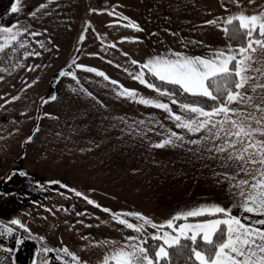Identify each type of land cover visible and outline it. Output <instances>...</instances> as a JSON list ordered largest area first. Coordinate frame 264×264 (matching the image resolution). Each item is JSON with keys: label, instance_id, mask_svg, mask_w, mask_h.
<instances>
[{"label": "crops", "instance_id": "1", "mask_svg": "<svg viewBox=\"0 0 264 264\" xmlns=\"http://www.w3.org/2000/svg\"><path fill=\"white\" fill-rule=\"evenodd\" d=\"M6 1L0 0V6ZM41 4L46 7L40 9ZM239 5L227 7L222 0H19L12 26L41 35L25 33L18 37L25 48L16 42L0 54V68L6 70L0 72V224L14 230L0 236V264H35L41 243L53 249L45 252L42 264H75L58 250L66 247L75 254L73 250L85 243L88 228L98 218L71 221L68 214L54 213V190L76 192L77 187H85L89 193L99 192L140 208L144 207L139 203H152L147 214L165 224L201 206L232 207L237 199L233 182L217 175L231 169L221 168L218 160L208 158L197 145L177 142L180 146L152 147L171 131L186 141L199 136L177 128L161 109L117 96V86L110 81L139 96L168 103L173 112L185 115L179 105L133 76L143 71L144 79L151 82L140 66L156 56L207 57L214 50L238 48L222 31L228 27L224 20L240 11L246 15L264 12V0H241ZM213 20L216 25L207 23ZM0 28L5 26L0 23ZM28 52L39 55L26 56ZM78 65L102 72L109 80ZM61 71L74 74L79 83L71 75L61 76ZM52 95L55 101L43 103ZM29 136L31 142L25 143ZM12 173L16 174L8 180ZM158 203H164V209L156 211ZM232 214L261 227L255 224L261 217L236 209ZM3 216L19 220L29 231ZM216 218L223 217H182L180 223H173L198 224ZM97 242L86 250L99 249ZM30 244L33 263L24 251ZM9 248L12 253L3 251Z\"/></svg>", "mask_w": 264, "mask_h": 264}, {"label": "snow or ice", "instance_id": "2", "mask_svg": "<svg viewBox=\"0 0 264 264\" xmlns=\"http://www.w3.org/2000/svg\"><path fill=\"white\" fill-rule=\"evenodd\" d=\"M233 2L240 7L239 0ZM249 2L254 3V0ZM18 3L19 0H16L13 4V13L19 11L16 6ZM39 7L43 9L46 5L41 4ZM207 23L216 25L217 21ZM224 23L232 26L222 28L228 38L241 41L238 48L233 49L228 46L226 49L214 50L207 57L171 53L150 58L140 66L142 70L146 69L151 76L162 83L177 87L181 94L195 98L192 103H181L174 98L176 93L171 89H163L147 81L144 79L143 71L133 76L140 84L160 96L168 97L171 104L179 105L185 115L173 112L168 103L139 96L135 90L123 88L116 81L110 83L117 86L115 89L117 96L161 109L171 117L177 128L198 135L199 138L186 141L184 136L171 131L165 139L153 144L152 147L157 149L166 146L177 147L183 143L200 146L203 152L209 154L208 158L219 161L221 168L231 169L230 172L217 175L233 182L232 187L236 190L237 199L231 208L226 209L215 204L205 205L189 210L182 216L173 217L166 224L161 225L153 223L139 213L113 214L119 225L140 233V236L126 237L127 242L115 246L111 254L104 258V264H110V261H114L115 264H174L172 257L176 253L184 256L190 264H264V12L246 15L240 11L236 15L227 17ZM127 26L129 25H125ZM131 26L136 27L138 31L141 30L136 25ZM25 33L30 36L41 35L39 32H30L27 28L17 26L0 28V41H2L0 54H6V49L14 48L16 42L20 48H25L24 41H18V37ZM83 39L82 36L81 40ZM25 55L38 56L39 53L28 52ZM78 67L88 72H95L97 76L109 80L104 73L93 68L82 65ZM3 71L6 70L0 68V72ZM60 75H71L72 79L79 83L74 74L61 71ZM87 94L91 95V93ZM56 99L57 97L52 95L48 99H43V103ZM203 100L211 101V106H203L200 103ZM139 123L143 125L145 122ZM36 130L39 131V128ZM149 131L154 129L150 128ZM201 133L203 135H199ZM31 140L32 137L29 136L25 143H30ZM201 158H204L203 155ZM15 174H10L7 179L11 180L12 175ZM18 174L27 175L25 172ZM60 186L66 187L62 184ZM75 195L83 196L78 191ZM83 198L88 204L95 205L93 200L86 196ZM233 209L248 216L261 217L255 220V224L261 227L245 223L244 217L232 214ZM101 210L110 212L107 208ZM218 215L223 218L208 219L195 225L174 226L173 223L174 220L182 217L186 219ZM122 216H134L137 220L143 221V224L130 223L121 218ZM10 223L24 228L19 220L14 219ZM145 224L153 229L167 227L171 232H156L148 236L144 229ZM24 230L29 231L27 228ZM13 231V228L0 224V236L6 233L13 234ZM149 240L160 243L145 246L148 245ZM18 243H22V240H18ZM3 251L12 253L13 249H3ZM43 251L48 253L53 249L44 248ZM58 251H63L75 264H83L68 248ZM57 259L60 260L61 257Z\"/></svg>", "mask_w": 264, "mask_h": 264}, {"label": "rangeland", "instance_id": "3", "mask_svg": "<svg viewBox=\"0 0 264 264\" xmlns=\"http://www.w3.org/2000/svg\"><path fill=\"white\" fill-rule=\"evenodd\" d=\"M90 21H93V17H90ZM77 191L81 192L83 196H86L88 199H91L95 202V205H99L100 207H96L95 205L88 204L87 201L83 198V196H76L75 191L68 190V189H62L61 191H53V197L52 200L55 204V212L54 213H62L64 216L68 214L70 216V220L74 221L83 219L81 217H88L89 219H97L98 222L94 223V227L88 228V230H91L89 233L85 234L86 240L85 243L80 245L78 249H74L73 251L76 256L80 258V260L83 262V264H104V256H109L115 246L122 245L126 243V237L135 236L139 237L140 233L134 232L133 230L127 229L124 226L119 225L113 216L110 213H139L144 215V217L148 218L149 216L151 221L157 225L165 224L161 223L155 220V217H151L147 213L149 212V207H153L152 203H139L144 208L138 207V205H134L131 202H122V201H116L112 200V198L107 197L105 195H102L101 193H89V189L87 191L85 190V187H77ZM82 188V189H80ZM85 188V189H84ZM76 191V192H77ZM24 199V197H22ZM22 203V200L19 201ZM40 202V201H39ZM51 203V202H50ZM39 204V203H38ZM136 204V203H135ZM36 203H34V206ZM52 206V203H51ZM157 206V205H156ZM161 206H164V203H158V207L155 209L158 211L161 208ZM148 207V208H147ZM102 208H107L110 210V212L106 213L102 211ZM24 210L22 209L21 212ZM31 213V212H29ZM46 213H52V212H46ZM159 213H164L162 211H159ZM80 218L78 219V217ZM18 217V216H17ZM4 220H8L6 217H2ZM121 218L128 220V222L133 224H143V221L137 220L134 216H122ZM149 219V218H148ZM180 223V222H179ZM181 225H195L191 224L190 222H185ZM16 227H19L18 225H14ZM179 226V225H174ZM22 228V227H19ZM144 229L146 232V235L151 236L152 234L156 232H163L168 231L171 232V229H153L149 225H144ZM87 230V229H86ZM94 239V240H93ZM89 240L91 243L89 244ZM98 241V242H97ZM97 242L99 244V249H91L90 251L86 250V246H95V243ZM112 242H115L114 244ZM156 243H160L159 241H151L149 240L148 245L150 246ZM31 245V244H30ZM27 245V248L24 247V251L26 252V256H31V263L34 262L33 254L31 253V246ZM79 246V244L77 243ZM97 253L103 254V257H98ZM29 254V255H28ZM32 254V255H30ZM27 259V257H25ZM110 264H115L114 261H110Z\"/></svg>", "mask_w": 264, "mask_h": 264}, {"label": "trees", "instance_id": "4", "mask_svg": "<svg viewBox=\"0 0 264 264\" xmlns=\"http://www.w3.org/2000/svg\"><path fill=\"white\" fill-rule=\"evenodd\" d=\"M239 1H241V0H239ZM222 3L224 6H227V7L234 4L233 0H222ZM13 4H14L13 0H7L5 3H3L0 6V23L5 27H10L16 22V19H17L16 13L12 12ZM228 27L231 28L232 26L228 25ZM227 39L230 42V44H232L234 46H240V44H241V41L238 39H229L228 35H227ZM148 75H149V78L153 84H156L160 88H163V89H171L173 92H175L176 93L175 98L178 101H180L181 103H192L193 100L195 99V98L191 97L190 95L181 94L180 90L177 87H174V86L166 84V83H162L161 81H159L155 77L151 76V74H149V73H148ZM200 103L205 107H210L212 104L211 101H207V100L200 101ZM220 217H222V216H220ZM208 218H213V217H208ZM202 219H204V218H202ZM181 221H182V219L177 220V222H181ZM40 246L41 247H40V250L38 251L35 264H42L44 259L46 258V254L43 251V249H44L43 244L41 243ZM172 259L174 260V264H190V262H188L186 260V258L184 256H181L179 253L174 254Z\"/></svg>", "mask_w": 264, "mask_h": 264}]
</instances>
